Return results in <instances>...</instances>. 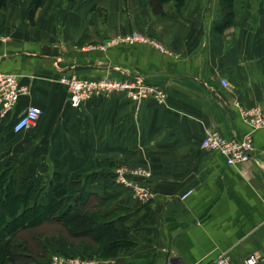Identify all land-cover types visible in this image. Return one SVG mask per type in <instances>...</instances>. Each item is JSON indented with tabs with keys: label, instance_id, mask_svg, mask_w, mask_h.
<instances>
[{
	"label": "crops",
	"instance_id": "0c3cea01",
	"mask_svg": "<svg viewBox=\"0 0 264 264\" xmlns=\"http://www.w3.org/2000/svg\"><path fill=\"white\" fill-rule=\"evenodd\" d=\"M29 5L0 8V72L17 74L25 87L10 112L0 108V169L26 154L35 182L41 166L67 186L74 171L91 164L87 188L112 197L103 215L113 212L135 242L125 254L103 258L98 245L56 238L55 253L46 242L44 263L67 253L97 264H213L222 254L241 262L262 251L264 127L255 129L242 111L264 109V0H245L223 31L214 29L219 0L169 1L159 10L150 0H47L33 22ZM133 32L170 53L138 42L98 48ZM71 74L140 78L166 98L135 101L115 91L74 107L61 80ZM30 106L42 110L39 120L14 132ZM211 128L227 138L253 134L252 158L229 164L204 149ZM121 166L147 174L128 173V186L117 181ZM134 184L151 197H136Z\"/></svg>",
	"mask_w": 264,
	"mask_h": 264
},
{
	"label": "trees",
	"instance_id": "16d2710c",
	"mask_svg": "<svg viewBox=\"0 0 264 264\" xmlns=\"http://www.w3.org/2000/svg\"><path fill=\"white\" fill-rule=\"evenodd\" d=\"M46 1L30 0L32 22ZM150 1L159 10L169 1L180 6L185 0ZM10 2L19 4L22 0H0V8H6ZM219 2L222 15L214 29L223 31L237 18V0ZM90 168L88 164L74 171L67 186L56 177L51 195L41 201L36 198L41 186L28 173L15 178L5 172L0 175V264H45L50 252L46 244L49 236H56L61 242L98 245L103 258L125 254L135 246L130 229L118 226L113 212L103 215L112 197L87 188L89 178L84 176Z\"/></svg>",
	"mask_w": 264,
	"mask_h": 264
},
{
	"label": "built area",
	"instance_id": "2783aa9c",
	"mask_svg": "<svg viewBox=\"0 0 264 264\" xmlns=\"http://www.w3.org/2000/svg\"><path fill=\"white\" fill-rule=\"evenodd\" d=\"M149 43L164 53H170L167 46L159 42L153 37L146 34L133 32L131 34H123L110 38L105 43L99 45L98 48L106 49L109 46L119 43ZM62 82L67 85L70 103L74 107H79L83 102L94 96L107 95L115 91H124L129 96L138 101L142 98L154 94L158 102H162L166 98V93L162 90L155 89L145 84L140 78L134 80H118V79H89L82 78L76 74L66 75L62 77ZM222 83L228 85L227 80L223 79ZM25 92V87L20 84L19 76L15 73L0 72V108L3 113L10 112L18 103L20 96ZM243 115L255 129L264 127V109L261 107H253L244 109ZM42 110L37 106L28 107L23 114L15 121L13 130L16 133L33 126L40 118ZM201 146L204 149L217 150L223 154L229 164H238L247 162L252 158L254 146L253 134L249 133L242 138H227L221 134L216 128H211L206 132ZM130 174L144 173L129 166H121L116 169L117 181L126 185H133L126 177ZM191 191L183 195L185 198ZM134 194L141 200H148L151 197V191L144 186L134 184ZM264 262V249L251 253L241 262L233 261L228 255L222 254L214 261L213 264H262ZM52 264H97L91 259L79 256H66L62 254H54L51 257Z\"/></svg>",
	"mask_w": 264,
	"mask_h": 264
},
{
	"label": "rangeland",
	"instance_id": "374dc122",
	"mask_svg": "<svg viewBox=\"0 0 264 264\" xmlns=\"http://www.w3.org/2000/svg\"><path fill=\"white\" fill-rule=\"evenodd\" d=\"M245 0H237V11L240 10V8H242V6L244 5ZM222 15V12H221ZM26 154L20 156L19 160L17 163H15L13 166L11 165H6L4 167H2L0 169V175L5 172L7 174V176H13V178L15 177H20V175H22L21 173H28L29 175H31L34 178V170L32 168V158H29L27 156H25ZM39 173L38 178L40 177V175H42L41 179L39 178L38 183L41 186V191L37 194L36 198H38L37 200H43L47 197H49L52 193V185L53 181L56 178V175L50 176L48 174V169L45 168L44 170L41 168L38 169L37 171ZM52 178V179H51ZM51 181V182H50ZM56 236H49L46 238V242L47 244L50 246L51 250H54V253L56 252V248L57 245L53 244V243H57L58 240L56 239Z\"/></svg>",
	"mask_w": 264,
	"mask_h": 264
}]
</instances>
